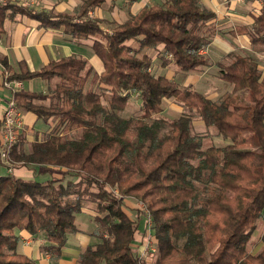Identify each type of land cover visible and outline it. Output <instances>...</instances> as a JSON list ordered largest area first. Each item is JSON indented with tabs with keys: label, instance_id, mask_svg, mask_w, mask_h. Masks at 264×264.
<instances>
[{
	"label": "trees",
	"instance_id": "obj_1",
	"mask_svg": "<svg viewBox=\"0 0 264 264\" xmlns=\"http://www.w3.org/2000/svg\"><path fill=\"white\" fill-rule=\"evenodd\" d=\"M105 1L84 0L73 14L9 1L0 6V32L7 16L20 14L75 40L97 37L90 47L103 68L93 72L85 59L71 55L38 70L14 72L0 58L10 80H58L47 94L16 92L21 111L81 129L75 138L51 133L34 141L29 152L13 146V164L64 168L62 177L78 180L62 184L55 177L0 176V264H34L16 251V229L42 233L49 243L44 251L58 257L67 235L78 231L75 215L84 200L94 203V235L100 242L86 247L78 264H146L132 247L139 224L124 207L122 198L128 197L149 211L158 249L153 264H264V235L259 253L247 251L256 221L264 215V74L248 55L233 54L228 65L218 64L220 78L233 86L230 93L213 101L181 87L153 74L152 59L143 51L156 50L162 66L173 63L185 73L208 65L201 50L215 34L207 25L216 13L198 0H165L144 6L109 33L88 16ZM247 1L260 2V12L251 26H236L231 34L245 35L252 47L263 48L264 0ZM136 93L141 115L119 116ZM168 98L195 109L205 127H214L229 143L203 148L204 136L192 133L189 117L155 118Z\"/></svg>",
	"mask_w": 264,
	"mask_h": 264
},
{
	"label": "crops",
	"instance_id": "obj_2",
	"mask_svg": "<svg viewBox=\"0 0 264 264\" xmlns=\"http://www.w3.org/2000/svg\"><path fill=\"white\" fill-rule=\"evenodd\" d=\"M2 1H9L12 4H16L18 6H25L36 10L53 9L56 12H64L69 14L75 13L77 10L74 11V7L83 3L82 0ZM202 2L216 13V23H214V25H218V23L221 25L223 23L230 22L233 25L232 29L230 28L231 30H234L236 26L239 25L251 26L254 23V18L259 14L261 6L260 2L258 1H247L246 4L250 8L255 7L256 9L254 12L250 10H246L247 12H245L243 11L244 7H242L241 4L243 1L241 2L240 0H202ZM1 4L2 3H0V6ZM90 11L88 12V16L92 19H95L90 16ZM230 34H228L229 38ZM214 36L215 37H213L210 45L207 48L208 51L206 54L204 53L206 56H208L210 63L212 64L211 67L214 69V71H216L218 64H223L222 62H224L225 58L231 55L232 52H239L240 55H248L252 58H256L257 56L262 58L263 60H261L264 62V49L252 47L247 37L245 35L239 34L236 36L232 35L233 37L229 39L230 41L226 42V48L224 50L223 46H220L221 55L212 56L210 49L212 51V47L216 45V43L218 44V41L221 38L217 35V33H215ZM90 38L93 40L98 39L97 37ZM83 46L84 41L72 39L70 36L62 34L61 31L46 30L40 26V23L37 20L20 14L7 16L0 32V57L6 58L14 72H19L21 69H28L30 71L38 70L50 61H55L62 57L71 55L78 56L85 59L86 61H89L90 64L96 68L93 58L91 59V56L90 58L84 56ZM152 51L157 52L156 50ZM92 55L94 54L92 53ZM258 69L263 71V66L258 64ZM3 73L4 68L0 63V117L1 110L9 96V91L2 86ZM262 73L264 74V72ZM8 74L10 75V73ZM165 77L168 78L167 76ZM21 82L23 90L47 94L51 91L50 89H52V87L58 83V80L54 79L48 81L43 79H33ZM22 117L24 124L18 134V149L29 152L31 144L34 141H37V139L40 140L43 134L49 133L50 122L39 120L33 113L26 111H22ZM64 170L65 169L63 168H61L60 171L53 167H44L33 164L22 165L16 162L12 165L11 171L8 172L7 166L0 163V176L11 175L14 178L22 180L37 179L45 181L52 177L59 178L62 171ZM90 209L91 208L89 207H83L82 211L75 215V225L78 231L67 235L66 243L62 247L61 254L58 257L52 256L50 253L44 251L49 243L42 233L30 235L27 232L18 229L15 230V235L18 238L16 251L19 254L25 255L32 259L34 264H78V259L86 247L100 242L99 238L94 235V232L97 230V224L94 221V211ZM140 232L137 230L134 242L132 243V247L136 254L148 237L147 232L143 231L141 234ZM263 235L264 215L257 219L255 228L252 231L250 241L247 246V251L250 254H257L261 251L263 248L261 241ZM152 241L156 243L153 236Z\"/></svg>",
	"mask_w": 264,
	"mask_h": 264
},
{
	"label": "rangeland",
	"instance_id": "obj_3",
	"mask_svg": "<svg viewBox=\"0 0 264 264\" xmlns=\"http://www.w3.org/2000/svg\"><path fill=\"white\" fill-rule=\"evenodd\" d=\"M82 1H84V0H82ZM164 1L165 0H138L136 3L130 4L128 2V0H106L101 7L90 11V16L97 19L99 21L100 26L106 32L111 33V29L116 24H120V23L125 22L131 16L137 14L144 6L152 5V4H162ZM240 1L241 2L243 1V3H241L242 7H244L243 11L247 12L246 10H250V11L254 12V10L256 9L255 7L250 8L246 4L247 0H240ZM198 2L200 4H202L204 7L208 8V6L205 3H203L202 0H198ZM0 3H2L1 5H3L4 2L2 0H0ZM79 6H75L74 11H76ZM43 10H53V9H43ZM215 19L213 21H211L210 23H208L207 26L210 29H214L215 30L214 33H217V35L220 36L221 38L218 41L219 43L218 44L216 43V45H214L212 47V51L210 49L212 56L221 55L220 54V46L222 45L223 50H224L226 48L225 47L226 42L230 41L229 39H231V37H233L230 34V32L232 31L231 29L233 27L232 23L226 22V23H223L221 25L219 23H218V25H214V23H216ZM228 34H230V38H229ZM213 37H215V36L214 35L212 36L211 41H212ZM82 41H84V46H83L84 56L88 57V58H90V56H91V59L93 58V61L95 63L96 68H94L90 64L89 61H87L88 66L91 67L93 72H96L98 74L101 73V71L103 70L102 64H101L100 60L96 56L92 55V53H91L92 51H91L90 46L92 44L93 39L88 38L87 40H82ZM131 46L133 48H137L138 44H137V42H131ZM208 46L205 49L201 50V53L206 54V52L208 51L207 50ZM262 49H264V47ZM143 52L146 53L147 55L151 56L152 63H153V65L151 67V69H152L151 71L153 74H157V75L158 74H161V75L164 74L169 79H171V80L175 81L177 84H179L181 87H187L191 90L198 91L213 101L218 100L224 94L230 93L232 90L233 86L230 83H227L220 78V75H219L220 68L216 67V71H214V69H212V67H211L212 64L210 63V60H209L208 65L200 67L197 71H194V72L191 71V72L185 73V72L178 70L177 67L173 63H170L167 66H162L160 64L161 63L160 55L157 52L152 51V49H150V50L147 49V50H144ZM231 54L232 55H229L227 57L225 56L226 58L224 57L225 60H224V62H222L224 65H228L233 60V54H239V52H237V53L232 52ZM0 58H3V57H0ZM250 58H252V57H250ZM252 59L257 63V65L260 64L261 66H263L262 72H264V62L262 61L263 59L260 57H257V56H256V58H252ZM6 73H8V72H6ZM91 80H92V78H89L88 84H90ZM56 85H57V83H56ZM55 86L52 87V89H50L51 90L50 92H52V90L55 88ZM97 86H98L97 83H94L93 87H94L95 91L97 93L100 92V94H101L102 91H100L97 88ZM86 88H88V87H86ZM101 101L105 104V97H103L101 99ZM41 102L37 101L36 103L41 104V105H45V106H48L50 104L48 101L45 103L43 101H41ZM161 108H162V111L158 115H156L155 118H162L166 122H169L170 120L176 119L180 116L189 117L191 120V131H192V133L200 134V135L204 136L203 148H207L209 146L223 147L229 143L228 140H225L222 137L217 135V132H216L214 127H208V128L205 127V125L202 123V121L199 118V115L197 114L195 109H190L186 106L181 105L174 98L163 99L162 104H161ZM118 115L123 117V118L139 117L141 115V101L138 98L137 93L133 94L131 96L128 104L125 107V109L123 111L118 112ZM22 120H23V117H22ZM48 121L50 122V127H49L50 131H49V133L43 134V136H41L40 140L37 139L38 142H42V141L46 140V138H48V135L51 133H54V132L62 134L63 136L68 137V138H75L81 134V129H75V128L69 129L66 124L61 123L59 120H56L53 117H51ZM23 124H24V122H23ZM20 130H19V132H20ZM19 132H18V134H19ZM57 176H59V175H57ZM55 178H58V177H55ZM58 179H61V181H59V182H61L62 184H66V182L68 180H72L75 182L78 180V178L76 176L62 177L61 175ZM56 184H58V183H56ZM128 198H122V201L124 203V207H125L126 211L129 212V214L131 215V218H133L134 220H138L139 232L140 231L141 232H143V231L148 232V230L150 232V229L146 225L147 221H146V218H145L144 213H143L144 210H142L143 209L141 206L142 202H138L134 198H130V197H128ZM128 200H130V201H128ZM83 204H84L83 207L91 208L92 211H94V214L96 215V211L94 210V203H92L88 200H84ZM141 213H143V215ZM141 232H140V234H141ZM156 248H157V246H156ZM157 256H158V249H157V253L150 257V260L147 264H153L154 260Z\"/></svg>",
	"mask_w": 264,
	"mask_h": 264
},
{
	"label": "built area",
	"instance_id": "obj_4",
	"mask_svg": "<svg viewBox=\"0 0 264 264\" xmlns=\"http://www.w3.org/2000/svg\"><path fill=\"white\" fill-rule=\"evenodd\" d=\"M9 74L4 73L2 86L9 90V97L5 102L0 117V163L7 166L8 171H11L13 162L10 160V151L14 144L18 140V132L23 126L22 111L16 105L15 93L22 90V82L19 80H10ZM142 210H144V216L146 218V225L150 229L148 230V237L144 244L137 252V257L140 261L146 264L150 260V257L157 252L155 243L152 241L151 228L152 222L150 220V214L148 209L142 203Z\"/></svg>",
	"mask_w": 264,
	"mask_h": 264
}]
</instances>
